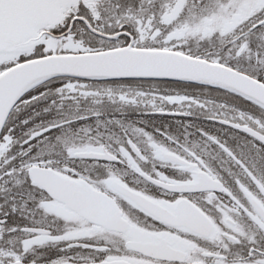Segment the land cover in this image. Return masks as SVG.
<instances>
[{
	"label": "snow or ice",
	"instance_id": "snow-or-ice-1",
	"mask_svg": "<svg viewBox=\"0 0 264 264\" xmlns=\"http://www.w3.org/2000/svg\"><path fill=\"white\" fill-rule=\"evenodd\" d=\"M0 264H264V0H0Z\"/></svg>",
	"mask_w": 264,
	"mask_h": 264
}]
</instances>
